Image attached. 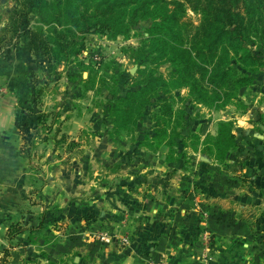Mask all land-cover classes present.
<instances>
[{
	"label": "rangeland",
	"instance_id": "obj_1",
	"mask_svg": "<svg viewBox=\"0 0 264 264\" xmlns=\"http://www.w3.org/2000/svg\"><path fill=\"white\" fill-rule=\"evenodd\" d=\"M17 7L0 0V37ZM186 13L185 20L200 23L199 13L189 7ZM151 26L143 22L116 40L88 37L79 61L58 66V81L49 61L31 51L27 35L0 45V60L26 76L27 94L20 101L16 94L14 106L16 122L29 128L21 153L30 170L22 192L0 196L7 206L0 210L6 223L0 227V264H94L91 254L113 250L118 238L122 249L132 243L151 252L162 235L171 240L166 254L182 264H204L212 254L264 264V67L240 93L244 110L195 102L187 99L188 89L174 92L175 110L185 112L175 151L155 141L154 107L139 125L117 133L110 108L138 89L142 75L133 51ZM161 70L167 75L170 68ZM32 84L44 91L38 114L29 120ZM2 98L12 99L3 76ZM220 124L229 125L236 139L224 159L214 145ZM171 152L175 159L168 162ZM211 220L233 238L215 241L207 227ZM15 227L20 232L8 237Z\"/></svg>",
	"mask_w": 264,
	"mask_h": 264
},
{
	"label": "trees",
	"instance_id": "obj_2",
	"mask_svg": "<svg viewBox=\"0 0 264 264\" xmlns=\"http://www.w3.org/2000/svg\"><path fill=\"white\" fill-rule=\"evenodd\" d=\"M13 1L18 7L2 28L0 45L27 35L31 51L49 61L54 81L60 79L59 65L79 61L86 53L88 37L116 40L151 22L143 46L133 51L142 75L138 89L112 103L110 113L117 133H123L139 125L154 107L155 141L170 149L176 147L185 116L173 106L174 92L188 89L187 99L244 110L239 95L264 67V0ZM188 7L201 16L198 25L185 20ZM164 65L170 68L167 75L161 70ZM31 90L33 108L25 112L29 120L38 114L44 91L36 84ZM16 127L27 140L29 128L20 121ZM217 133L214 145L224 159L236 145L235 135L227 124H220ZM194 138L200 141L198 135ZM174 153L168 162L174 161ZM18 232L15 227L8 237Z\"/></svg>",
	"mask_w": 264,
	"mask_h": 264
},
{
	"label": "crops",
	"instance_id": "obj_3",
	"mask_svg": "<svg viewBox=\"0 0 264 264\" xmlns=\"http://www.w3.org/2000/svg\"><path fill=\"white\" fill-rule=\"evenodd\" d=\"M3 61L5 60H0V77L3 76L8 80L12 99L8 100L9 98H2L0 100V196L15 195V192H22V187L25 186L23 182L30 172L27 167L26 159L21 153L23 139L21 132L16 127L17 109L14 106V98L16 94L19 101L22 96H26L27 94L26 76L21 72L16 73L17 66L11 68L10 63H5ZM240 98L243 99L242 94L240 95ZM262 193H264V190ZM7 203L14 204L13 198H8ZM2 204L3 203H0V210L4 209L7 211V206H2ZM218 224L219 223L214 220H211L208 222L207 227L212 233L215 241L223 243V241H225L224 237L227 235L229 236V233L228 230L225 229L226 226L222 227L219 226L221 224ZM3 226H6V223L3 222L0 217V227ZM229 237L233 238L231 234ZM119 239L120 238L117 240V244L112 245L114 247L113 250L112 248L106 250L108 251L106 254H96L97 256H95V258L91 254L94 264H182L180 262L182 260H180L175 254H166L167 249L169 248L167 244L170 243L171 240L165 238L163 235L160 236V241L158 242L160 246L157 247L155 251L152 250L151 252L143 251L140 247L136 249L132 243H130L129 248L122 249L118 244L120 242ZM155 240L156 239H149V242ZM228 242H230V240H228ZM121 249L123 252H119ZM224 251L225 250L223 249L222 253ZM230 252L231 251H228V253ZM212 255L210 256L213 260V264L240 263L233 261L231 259V254ZM240 258L244 260V258ZM230 259L232 261H230Z\"/></svg>",
	"mask_w": 264,
	"mask_h": 264
},
{
	"label": "built area",
	"instance_id": "obj_4",
	"mask_svg": "<svg viewBox=\"0 0 264 264\" xmlns=\"http://www.w3.org/2000/svg\"><path fill=\"white\" fill-rule=\"evenodd\" d=\"M106 237L104 236L103 237V239H105ZM107 242H111V239H107ZM127 242H128V240L126 239V238H123L122 240H121V245H126L127 244ZM205 259H204V264H213V260H212V258H211V256H206L205 255V257H204Z\"/></svg>",
	"mask_w": 264,
	"mask_h": 264
}]
</instances>
